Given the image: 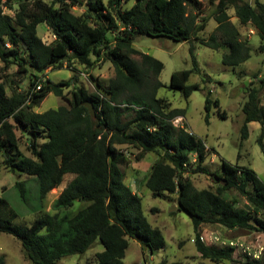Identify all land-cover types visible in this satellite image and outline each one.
I'll return each instance as SVG.
<instances>
[{
  "label": "trees",
  "instance_id": "trees-1",
  "mask_svg": "<svg viewBox=\"0 0 264 264\" xmlns=\"http://www.w3.org/2000/svg\"><path fill=\"white\" fill-rule=\"evenodd\" d=\"M129 1L0 0V152L5 164L36 176L41 201L61 185L66 174L74 175L54 200L55 212L39 213L29 225L14 222L16 210L0 195V232L17 238L34 264H57L67 255L84 254L97 240L104 249L96 252V264H124L130 238L152 252L164 249L162 229L149 221L142 197L125 180L123 165L128 156L123 147L131 146L138 150V160L150 152L158 154L145 185L154 196L176 194L178 210L193 223L201 256L217 264L235 261L236 249L206 243L201 227L218 224L264 233V181L251 167L224 160L222 171L216 172L219 179L214 178L217 187L194 184L190 175L208 171L203 164L212 148L186 124H175L186 110L171 108L167 98L158 96L164 63L140 50L135 41L148 35L190 43L193 66L175 70L169 83L170 89L182 90L188 99L201 89L200 83L188 84L193 73L201 72L197 42L223 49L222 62L229 66L251 57L248 40L242 39L229 9L235 10L240 23L258 30L264 51V2L212 0L217 26L205 37L201 33L209 17L203 16L200 0H135L127 7ZM79 6L85 8L82 13L73 10ZM5 8L14 9V15ZM40 24L47 26V35L39 34ZM107 61L115 73L105 83L91 70ZM77 64L94 81V91L79 85L77 74L59 82L48 77L50 69ZM12 65H17V71L10 74ZM26 78L28 85L22 88ZM39 84L41 88L36 89ZM262 89L264 77L259 86H249L241 138H248L249 122H260L259 143L264 151ZM51 92L67 104L37 112ZM85 102L93 103L95 117ZM212 105L219 116H228L220 100L208 91L207 109ZM23 138L30 155L21 147ZM16 186L24 197V181ZM231 189L246 199L243 206L229 195ZM77 200L88 204L73 213H61ZM245 256L242 264H264V255L261 259ZM0 264H6L4 255ZM158 264L181 263L163 259Z\"/></svg>",
  "mask_w": 264,
  "mask_h": 264
},
{
  "label": "rangeland",
  "instance_id": "rangeland-1",
  "mask_svg": "<svg viewBox=\"0 0 264 264\" xmlns=\"http://www.w3.org/2000/svg\"><path fill=\"white\" fill-rule=\"evenodd\" d=\"M134 1L130 0L126 6L130 7ZM248 1L255 2V0ZM261 1L264 2V0ZM200 2L204 10L203 16L209 17L207 27L201 35L208 37L217 26L212 17L215 4L212 3V0H200ZM16 7L17 4L14 8ZM84 9V7L79 6L74 7L73 10L76 13H82ZM5 12L14 15V9L5 8ZM229 14L231 20L239 27L242 39L248 40L251 47V57L238 66H229L222 62L223 49L216 50L197 42L196 55L201 72L193 73L188 84L200 83L201 89L193 91L188 99L182 90L170 89L169 83L175 70L193 66L190 43L175 42L169 38L148 35L139 36L135 41V45L140 50L153 55L164 63V68L160 74L163 86L158 90V96L167 98L171 102V108L186 110L183 117L175 120V124H186L190 131L203 138L207 145L212 148L213 153L206 158L203 164L208 171L192 172L190 175L194 184L200 188L217 187L218 183L212 174L222 171L224 160L232 164L238 163L240 166L251 167L264 181V151L259 143L262 134L261 123L258 121L249 122V136L245 140L241 138V128L245 120L243 105L247 99L249 86H259V79L264 77V51L260 48L262 39L252 24L240 23L233 8L229 9ZM46 33V25L40 24L39 34L45 35ZM2 66L3 62L0 59V68ZM16 71L17 65H12L8 70L10 74ZM91 72L105 83L115 73L114 66L109 61L99 64ZM74 74L78 75L79 85L90 91L95 90L94 81L90 79L89 74L80 64L73 68L64 66L48 70V77L54 82L69 79ZM208 77H210L209 80H207ZM27 79L21 82L22 88L27 87ZM208 91H211L213 99L218 98L220 100L221 109L227 112L226 118L219 116L215 105H212L210 110L207 109L206 94ZM261 99L264 103V89L261 91ZM62 104H67V101L51 92L35 110L44 112ZM207 114L209 115V122L206 121ZM21 147L26 154L30 155L26 148L25 138L21 141ZM123 149L128 156V162L123 165L125 180L137 193L139 192L145 214L153 225L162 229L167 242L164 249L151 252L149 249H144L136 239L130 238L124 264H158L163 259L170 262L179 261L181 264H217L210 259L203 258L198 252L194 241L196 232L193 223L187 213L178 210L176 194H167V197L154 196L145 185V179L152 164L157 160L158 154L150 152L138 160L136 158L137 149L131 146H125ZM194 167L196 168L197 164ZM73 178V174H66L61 185L53 189L41 201L38 196L36 176L26 174L18 169H10L6 166L4 157L0 152V195L6 196L16 210L15 223L29 225L39 213H54V200ZM17 181H24L25 183L24 197H21L16 186ZM229 195L238 200L241 206L246 202V199L239 195L236 189H231ZM87 204V201L77 200L72 207L63 209L61 213H73ZM201 235L209 244L218 246L223 245L220 242H213L212 236L217 235L221 239L253 241L255 245L264 246V233L262 232L239 228L229 229L218 224H204L201 227ZM103 249V244L97 240L95 245L86 253L67 255L61 258L57 264H96V252ZM0 255L5 256L6 264H34L27 257L20 241L4 232H0ZM234 258L235 261L225 260L219 264H242L240 261H245L246 256L239 249L235 250Z\"/></svg>",
  "mask_w": 264,
  "mask_h": 264
},
{
  "label": "built area",
  "instance_id": "built-area-1",
  "mask_svg": "<svg viewBox=\"0 0 264 264\" xmlns=\"http://www.w3.org/2000/svg\"><path fill=\"white\" fill-rule=\"evenodd\" d=\"M40 88L41 85H37L36 89ZM192 161H196V156L193 157ZM201 238L203 241H205L202 236ZM211 240H213V242H220L223 246H230L235 248L236 250L240 249L245 255L249 256L252 259H261L264 255V246L260 244L255 245L253 241H247L242 239H221V237L217 235L211 237Z\"/></svg>",
  "mask_w": 264,
  "mask_h": 264
},
{
  "label": "water",
  "instance_id": "water-1",
  "mask_svg": "<svg viewBox=\"0 0 264 264\" xmlns=\"http://www.w3.org/2000/svg\"><path fill=\"white\" fill-rule=\"evenodd\" d=\"M85 104L88 106L89 111L92 114V116L95 117L96 116V111H95V107H94L93 103H91V102H85ZM212 177H214L216 180L219 179V177L217 176L216 173H213L212 174ZM223 182L225 183V181H223Z\"/></svg>",
  "mask_w": 264,
  "mask_h": 264
},
{
  "label": "crops",
  "instance_id": "crops-1",
  "mask_svg": "<svg viewBox=\"0 0 264 264\" xmlns=\"http://www.w3.org/2000/svg\"><path fill=\"white\" fill-rule=\"evenodd\" d=\"M46 28H47V26H46ZM180 117H183V116H180ZM130 185V184H129ZM131 186V185H130ZM132 187V186H131ZM132 189L134 190V191H136L133 187H132ZM139 193V192H138ZM213 237V236H212ZM206 243H208L207 241H205ZM209 244V243H208Z\"/></svg>",
  "mask_w": 264,
  "mask_h": 264
},
{
  "label": "bare ground",
  "instance_id": "bare-ground-1",
  "mask_svg": "<svg viewBox=\"0 0 264 264\" xmlns=\"http://www.w3.org/2000/svg\"><path fill=\"white\" fill-rule=\"evenodd\" d=\"M144 251V250H143ZM152 252V251H151Z\"/></svg>",
  "mask_w": 264,
  "mask_h": 264
}]
</instances>
